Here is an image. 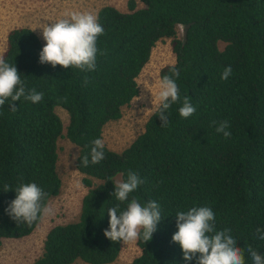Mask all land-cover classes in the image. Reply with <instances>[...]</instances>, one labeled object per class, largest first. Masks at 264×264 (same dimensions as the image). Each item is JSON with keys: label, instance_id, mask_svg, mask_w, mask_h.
Instances as JSON below:
<instances>
[{"label": "trees", "instance_id": "1", "mask_svg": "<svg viewBox=\"0 0 264 264\" xmlns=\"http://www.w3.org/2000/svg\"><path fill=\"white\" fill-rule=\"evenodd\" d=\"M97 18L104 29L97 47L104 54L98 53L91 72L41 64L44 46L31 28L7 35L1 56L43 99L22 97L13 102L16 112L7 101L0 108V244L30 235L43 216L17 223L6 212L19 185L36 183L47 193L46 205L59 193L57 141L64 137L78 148L75 166L88 190L78 220L50 228L31 264L113 262L123 241L104 236L108 209L126 210L133 198L142 206L157 202L161 221L150 241L142 235L136 240L140 253L130 264H197L196 258L183 259L172 236L178 231L175 215L202 206L213 210L217 230L231 229L245 264H253L249 246L264 255L256 232L264 231V0H128L126 12L107 5ZM163 38H171L175 61L161 69L160 79L173 67L180 72L175 82L181 99L168 110L169 123L162 126L156 108L127 147L117 152L105 146V158L92 164L91 141L102 139L105 124L120 119L138 95L137 77ZM228 66L232 74L222 80ZM185 96L196 108L188 118L179 115ZM57 107L68 115L65 133ZM224 120L230 138L215 131ZM129 171L144 182L120 202L112 195L115 179L126 180Z\"/></svg>", "mask_w": 264, "mask_h": 264}, {"label": "clouds", "instance_id": "2", "mask_svg": "<svg viewBox=\"0 0 264 264\" xmlns=\"http://www.w3.org/2000/svg\"><path fill=\"white\" fill-rule=\"evenodd\" d=\"M39 28L42 29V38L46 42L39 53L41 64L75 67L82 72H91L96 68L98 53L104 54L97 47V39L104 34V29L98 18L90 12H73L67 18H61L51 25L44 24ZM170 72V75L161 78L156 96V115L163 122L162 126L169 123L168 110L171 105L181 99L179 87L175 82L180 72L174 67ZM231 74V66L225 67L221 79L227 80ZM22 97L32 103H39L43 99V93L37 92L35 88L26 89L15 64L7 63L0 56V108L7 101L10 111L16 112L17 107L13 102L20 101ZM195 111L196 108L185 96L179 108V115L188 118ZM229 127V122L224 120L219 122L215 131L222 133L224 138H230L232 133L228 131ZM91 145V163L97 164L105 158L104 141L97 138L91 141ZM81 163L87 166L89 157L84 156ZM143 182L138 173L129 171L126 180L114 183L115 191L112 195H115L118 201L125 202L129 194ZM9 190L12 189L5 186L4 191ZM14 191L16 198L10 202L6 212L17 223L32 224L43 214H54L53 209L44 203L47 193L36 183L21 184ZM108 215L109 229L104 231V236L113 242L123 241L125 244L136 241L141 235L145 242L150 241L152 234L157 230L158 222L161 221L160 205L157 202L150 201L146 206H142L135 198L127 204L126 210L121 211L117 205L108 209ZM175 216L178 231L172 236V241L180 245L185 261L196 258L197 264H245L244 251L237 246L231 229H216L215 214L210 207H192L186 212H178ZM256 232L257 238L264 240V231L257 228ZM247 252L253 264H264V255L259 254L257 250L249 246Z\"/></svg>", "mask_w": 264, "mask_h": 264}, {"label": "rangeland", "instance_id": "3", "mask_svg": "<svg viewBox=\"0 0 264 264\" xmlns=\"http://www.w3.org/2000/svg\"><path fill=\"white\" fill-rule=\"evenodd\" d=\"M107 5L123 12L128 10V0H0V56L6 48L7 35L14 28H31L44 46L46 42L39 27L67 18L73 12H90L97 17L99 9ZM141 6L137 2V7ZM177 34L182 36L181 26L177 27ZM170 40L171 38H163L156 42L149 61L137 77L138 95L128 106L122 108L120 119L110 121L103 127L102 140L109 149L119 152L127 147L143 132L147 119L157 108L160 71L175 61ZM56 113L63 122L65 133L67 112L57 107ZM57 153L56 170L61 179V187L59 193L47 202L54 214H43L36 229L28 236L2 239L0 264H31L42 253L44 238L50 228L78 220L81 200L88 190L82 183L83 175L75 166L78 148L67 138L61 137L57 141ZM115 180L120 181V176H116ZM98 182L93 179L94 184ZM139 253L136 241L126 244L123 242L119 255L109 264H130ZM72 264L87 263L76 260Z\"/></svg>", "mask_w": 264, "mask_h": 264}]
</instances>
